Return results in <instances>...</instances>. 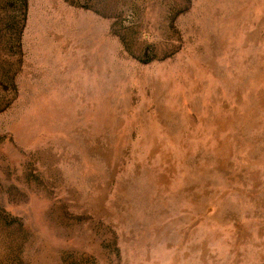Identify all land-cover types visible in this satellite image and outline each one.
<instances>
[{
  "label": "rangeland",
  "instance_id": "obj_1",
  "mask_svg": "<svg viewBox=\"0 0 264 264\" xmlns=\"http://www.w3.org/2000/svg\"><path fill=\"white\" fill-rule=\"evenodd\" d=\"M0 264H264V0H0Z\"/></svg>",
  "mask_w": 264,
  "mask_h": 264
}]
</instances>
